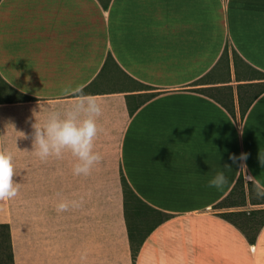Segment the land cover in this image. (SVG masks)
<instances>
[{"label": "crops", "instance_id": "obj_1", "mask_svg": "<svg viewBox=\"0 0 264 264\" xmlns=\"http://www.w3.org/2000/svg\"><path fill=\"white\" fill-rule=\"evenodd\" d=\"M110 56L121 82L152 90L106 89L108 73L91 87ZM0 75L12 89H2L0 151L12 154L19 183L0 200V224L15 264H134L122 175L169 216L135 264H264V225L251 243L249 228L221 216L264 209L246 181L250 209L221 205L243 177L230 154L247 152L240 163L264 184V0H0ZM64 85L103 109L94 148L103 159L87 176L73 174L70 151L47 161L31 152L33 111L41 105V123L62 111L72 99ZM147 93L131 115L127 96ZM221 170L228 185L208 187ZM61 199L81 206L57 213Z\"/></svg>", "mask_w": 264, "mask_h": 264}, {"label": "clouds", "instance_id": "obj_2", "mask_svg": "<svg viewBox=\"0 0 264 264\" xmlns=\"http://www.w3.org/2000/svg\"><path fill=\"white\" fill-rule=\"evenodd\" d=\"M62 96L71 97V102L60 110H49L44 123H41L38 114L42 111H33L36 122L32 123V153L41 161L50 158L62 159L65 151H70L76 158L72 171L74 175L87 176L93 167L102 159V155L95 151V140L101 131L97 118L102 114L101 104L93 95L86 94L82 86L64 85L60 89ZM243 127L241 125V134ZM25 135V134H24ZM248 153L242 152L239 156L230 154L233 164H239L244 180L251 184L258 199H264V184L255 176L248 174L246 163ZM259 163L264 167V153L259 152ZM231 169V165H225ZM18 175L15 169L14 158L7 151H0V200H10L17 196L19 183L14 182ZM229 179L223 170L217 171L209 179L208 187L222 191L228 185ZM78 200L61 199L56 205L57 213L65 212L70 207L79 208Z\"/></svg>", "mask_w": 264, "mask_h": 264}, {"label": "trees", "instance_id": "obj_3", "mask_svg": "<svg viewBox=\"0 0 264 264\" xmlns=\"http://www.w3.org/2000/svg\"><path fill=\"white\" fill-rule=\"evenodd\" d=\"M224 60L229 59V51L225 50L223 55ZM227 72L229 73V62ZM117 67L115 60L112 56H110L102 70L101 73V82L100 77L91 85V87H98L102 82V76L108 73L110 76L106 75L105 80L108 83H118V88H128L132 87L136 90H144L149 91L152 90L149 86L138 83L137 81L127 77L126 82L119 79L118 75L114 73V69ZM204 81L201 80L200 82ZM120 82V83H119ZM107 84V83H105ZM2 89L4 94L12 91L9 85L3 80L0 75V104H2ZM232 91V88H228ZM201 91H207V89H202ZM155 96L154 93H147L139 96H127L128 106L131 115L135 113V111L143 105L146 101L152 99ZM130 98H136V104L134 106L130 103ZM231 113L234 115V110L229 108ZM246 114V109H241V117L244 118ZM123 196H124V215L128 227V234L130 245L132 249V258L133 263H135L137 255L140 251L141 246L144 241L148 237V235L163 221H165L169 216L163 214L160 211L153 209L152 207L145 204L133 191L130 184L124 175L121 177ZM250 195L253 192L251 186L248 184ZM253 201V200H251ZM254 202V201H253ZM252 204H264V199H260V203ZM247 204V191H246V182L244 178L241 176L232 190V192L225 198V200L221 203L222 206H232V207H243ZM223 218L235 220L238 219L241 221L243 226L241 229L246 230L249 228L250 233L246 235L251 243H254L258 232L264 225V209L262 210H252L249 213L247 211H239V212H231L221 214ZM253 230V232H251ZM0 264H15L14 250L11 239L10 227L8 224H0Z\"/></svg>", "mask_w": 264, "mask_h": 264}, {"label": "rangeland", "instance_id": "obj_4", "mask_svg": "<svg viewBox=\"0 0 264 264\" xmlns=\"http://www.w3.org/2000/svg\"><path fill=\"white\" fill-rule=\"evenodd\" d=\"M103 86L106 89H114V88H118L119 84L118 83H109V84H103ZM248 204H246L245 206L241 207L242 210L244 209H250L249 206H247ZM251 232H253V230H251ZM133 259V258H132ZM135 264V263H134Z\"/></svg>", "mask_w": 264, "mask_h": 264}]
</instances>
